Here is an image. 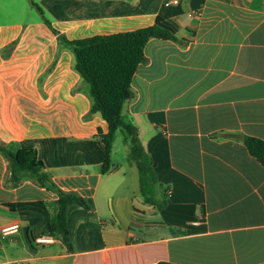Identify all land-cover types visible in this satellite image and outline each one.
Masks as SVG:
<instances>
[{
  "label": "crops",
  "instance_id": "0c3cea01",
  "mask_svg": "<svg viewBox=\"0 0 264 264\" xmlns=\"http://www.w3.org/2000/svg\"><path fill=\"white\" fill-rule=\"evenodd\" d=\"M166 2L0 0V145L35 150L54 186L14 185L0 153V264H264V167L243 143L264 141V0ZM157 18L177 41L146 43L122 108L156 175L150 206L126 136L125 162L115 134L101 172L108 126L89 114L58 35L132 32ZM57 191L90 207L67 212L70 250L48 233Z\"/></svg>",
  "mask_w": 264,
  "mask_h": 264
},
{
  "label": "trees",
  "instance_id": "16d2710c",
  "mask_svg": "<svg viewBox=\"0 0 264 264\" xmlns=\"http://www.w3.org/2000/svg\"><path fill=\"white\" fill-rule=\"evenodd\" d=\"M160 21L157 18L152 26L132 32L94 36L74 41H68L58 35L60 45L72 53L73 70L86 87V94L90 100L89 114H99L108 126L105 134L98 132L104 147L101 172L107 173L110 170V154L114 137L118 130H122L130 144L128 160L136 168L139 193L144 202L150 206L156 205L154 198L156 175L149 156L140 144L137 129L122 117V108L124 103L133 96L130 87L131 79L137 67L145 62L146 43L152 38L177 41L172 33L160 25ZM44 22L53 33L57 34L49 22L46 20ZM243 143L250 156L264 167V141L253 137H243ZM0 153L9 161L10 181L14 185L27 177L34 179L42 187H54L35 150L19 149L11 152L0 145ZM57 194L58 199L54 203V210L48 223V233L70 250L67 212L72 206H79L85 210H89L90 207L86 200L76 193L57 191Z\"/></svg>",
  "mask_w": 264,
  "mask_h": 264
},
{
  "label": "built area",
  "instance_id": "2783aa9c",
  "mask_svg": "<svg viewBox=\"0 0 264 264\" xmlns=\"http://www.w3.org/2000/svg\"><path fill=\"white\" fill-rule=\"evenodd\" d=\"M167 5H176L178 4V0H167L166 2ZM19 229V226L18 224H11V225H8V226H5L1 229V234L3 236H7V235H10V234H13V233H16ZM36 242L38 244H48V243H51L52 242V239L50 238H38L36 240Z\"/></svg>",
  "mask_w": 264,
  "mask_h": 264
},
{
  "label": "rangeland",
  "instance_id": "374dc122",
  "mask_svg": "<svg viewBox=\"0 0 264 264\" xmlns=\"http://www.w3.org/2000/svg\"><path fill=\"white\" fill-rule=\"evenodd\" d=\"M125 133L122 130H118L115 137V150L116 155L114 157L117 161H123L125 162V156H124V142L123 139L125 137Z\"/></svg>",
  "mask_w": 264,
  "mask_h": 264
}]
</instances>
